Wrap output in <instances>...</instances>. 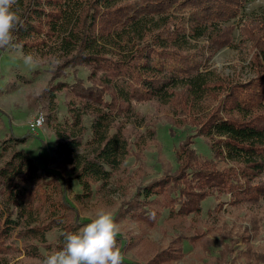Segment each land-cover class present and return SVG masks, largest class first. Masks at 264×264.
I'll use <instances>...</instances> for the list:
<instances>
[{
	"label": "trees",
	"instance_id": "1",
	"mask_svg": "<svg viewBox=\"0 0 264 264\" xmlns=\"http://www.w3.org/2000/svg\"><path fill=\"white\" fill-rule=\"evenodd\" d=\"M248 1L17 0L21 23L14 43L23 55L33 53L51 66L37 99L48 111L44 122L54 134V150L81 187L75 199L89 197L92 183L103 188L121 169L131 134L148 132L146 138L154 139L153 127L136 110L146 102L171 108L169 124L192 131L176 147V168L139 186L136 200L127 201L117 219L155 226L167 210V219L189 216L193 226L211 231L223 225L221 204L203 218L205 198L228 193L235 209L264 198V183L252 184L264 173V10L242 15ZM224 46L253 49L249 80L221 78L206 65ZM78 67L87 69L85 80H65L67 70ZM37 73L16 74L5 91L31 83ZM63 90L70 95L67 114L56 123L57 93ZM83 115L90 118L89 133ZM28 137L7 133L0 140V264L20 255L43 261L39 249L48 231L61 230L57 250L65 232L78 231L58 177L40 171L17 148ZM195 137L205 140L211 158L195 153ZM177 250L161 261L177 258Z\"/></svg>",
	"mask_w": 264,
	"mask_h": 264
},
{
	"label": "rangeland",
	"instance_id": "2",
	"mask_svg": "<svg viewBox=\"0 0 264 264\" xmlns=\"http://www.w3.org/2000/svg\"><path fill=\"white\" fill-rule=\"evenodd\" d=\"M242 10L244 16L263 11L264 0H250ZM232 37L233 43H238L237 29H234ZM252 54L253 49L248 53L240 50V47L236 49L233 46H224L208 58L206 65L221 78L245 82L252 76L248 68ZM50 67L46 62L25 64L20 49L0 51V140L7 133L15 136L29 135L24 143L17 145V148L25 151L40 171L45 170L58 177L63 196L73 207L78 218V230L91 222L99 209L111 211L115 221L120 225L117 241L123 260L130 264H257L259 260L256 256H262L264 259V198L262 197L256 203L252 202L250 207L236 209L231 208V198L228 193L219 197L205 198L201 202L203 218L207 210L213 209L217 203L221 204L223 225L211 231L205 225L193 226L189 216L180 220L167 219V210L161 211L155 226L127 217L117 219L118 213L124 210V204L129 200H136L139 186L161 177L168 169L176 168V147L185 135L192 131L190 127L171 126L168 122L171 108L158 106L155 102L136 106L138 114L153 127L154 139L146 138L148 132L143 133L141 138L135 137V133L131 134L130 151L121 169L115 172L103 188H98V183H92V193L89 197H84L80 201L75 199L74 196L81 193V187L70 174L68 166L55 152L53 146L55 138L50 126L43 120L42 127L33 134L29 132L27 126L37 112L41 111L43 116L48 113L45 104L40 103L37 98L42 88L49 82ZM36 69L38 73L31 83H19L11 91H5L16 74L28 76ZM67 73L65 80L69 82L76 78L85 80L87 69L78 67L75 73L71 69L67 70ZM69 99L70 95L64 90L57 93V109L54 112L56 123L63 122L67 114L66 102ZM89 122L90 118L83 115L82 124L87 129V133H89ZM191 147L199 156L211 158V153L202 137H195ZM78 153H82L81 150H78ZM260 183H264V173L258 175L252 182L254 185ZM138 197V200H144L142 196ZM152 198L149 197L145 201ZM60 234L61 230L58 228L51 229L45 234V243L39 249L43 259L57 251L55 248L57 244H62L59 241ZM15 243L18 247L21 245L19 240ZM46 244L50 246L49 249L44 247ZM176 249H180L177 250L180 253L177 258L161 261L167 251ZM260 263H264V260ZM8 264H42V261L20 255L12 258Z\"/></svg>",
	"mask_w": 264,
	"mask_h": 264
},
{
	"label": "clouds",
	"instance_id": "3",
	"mask_svg": "<svg viewBox=\"0 0 264 264\" xmlns=\"http://www.w3.org/2000/svg\"><path fill=\"white\" fill-rule=\"evenodd\" d=\"M20 23L17 0H0V49L19 50L20 45L14 43V32ZM23 60L27 65L39 62L33 53L24 54ZM119 233L120 225L113 213L99 209L91 222L77 232H65L62 248L50 253L42 264H123L117 241Z\"/></svg>",
	"mask_w": 264,
	"mask_h": 264
},
{
	"label": "built area",
	"instance_id": "4",
	"mask_svg": "<svg viewBox=\"0 0 264 264\" xmlns=\"http://www.w3.org/2000/svg\"><path fill=\"white\" fill-rule=\"evenodd\" d=\"M41 116H43V113L41 111L37 112L33 118H31L28 122V130L31 134L35 133L37 130H39L42 125H43V120H44V116H43V120L40 121ZM38 121H40L38 123Z\"/></svg>",
	"mask_w": 264,
	"mask_h": 264
}]
</instances>
